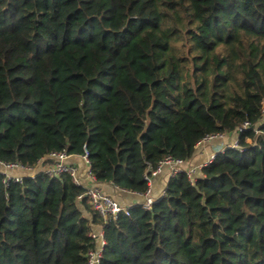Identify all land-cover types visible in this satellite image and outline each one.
I'll return each instance as SVG.
<instances>
[{"label":"trees","instance_id":"16d2710c","mask_svg":"<svg viewBox=\"0 0 264 264\" xmlns=\"http://www.w3.org/2000/svg\"><path fill=\"white\" fill-rule=\"evenodd\" d=\"M264 0H0V160L88 151L133 193L171 156L245 123L192 184L104 220L69 175H0V264H264ZM259 131V133H257Z\"/></svg>","mask_w":264,"mask_h":264},{"label":"built area","instance_id":"2783aa9c","mask_svg":"<svg viewBox=\"0 0 264 264\" xmlns=\"http://www.w3.org/2000/svg\"><path fill=\"white\" fill-rule=\"evenodd\" d=\"M264 113V105H263ZM249 127V123H245L241 128L231 134L217 133L206 136L198 143L196 149L202 146L220 143L215 150H212L210 156L199 164H193L190 161L174 159L171 156L165 157L158 164L157 168L150 170L146 174L145 179L148 183V189L145 193H133L142 198L141 204L144 209H151L160 197L154 194V179L159 174L167 171L169 177H173L180 172H185L189 181L195 184L197 178L202 175V170L211 164L219 154H224L228 148L240 149L239 135L244 129ZM259 133V131H257ZM88 151L85 149L83 155H72L66 151L52 152L42 158L36 166H26L19 162H6L0 160V175L3 176V183L7 186L11 182L21 183L25 177H35L38 173H45L51 178H61L63 175H69L72 181L84 188L79 200L86 199L93 210L105 221L109 218H116L119 214H129L128 208L120 200L105 192L96 178L91 172ZM74 158H79L84 166L74 162ZM45 167L39 170L40 165ZM168 177V178H169ZM90 237L93 241V247L86 253V264H102L104 251L106 247V238L103 225H93Z\"/></svg>","mask_w":264,"mask_h":264},{"label":"crops","instance_id":"0c3cea01","mask_svg":"<svg viewBox=\"0 0 264 264\" xmlns=\"http://www.w3.org/2000/svg\"><path fill=\"white\" fill-rule=\"evenodd\" d=\"M219 144L220 143L218 144L216 143L214 146L205 145L200 147L199 149L196 150V154L190 162L196 165L203 162L205 159H207L210 156L212 150H215L217 148L216 146H218ZM73 160L77 164H80L82 167L84 166L83 162L79 158H74ZM44 167L45 166L42 164L38 167V169L42 170V168ZM167 173H168L167 171H164L154 179V194L157 197H160L162 193L165 191V187L169 179ZM100 186L105 192L120 200L121 203L125 206H132L134 204H139L142 200V198H140L138 195L132 194L129 191L122 190L111 183L100 184Z\"/></svg>","mask_w":264,"mask_h":264}]
</instances>
